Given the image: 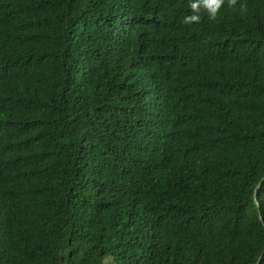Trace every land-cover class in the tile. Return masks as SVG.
<instances>
[{"label":"trees","instance_id":"16d2710c","mask_svg":"<svg viewBox=\"0 0 264 264\" xmlns=\"http://www.w3.org/2000/svg\"><path fill=\"white\" fill-rule=\"evenodd\" d=\"M0 264H264V0H0Z\"/></svg>","mask_w":264,"mask_h":264},{"label":"clouds","instance_id":"9594fccd","mask_svg":"<svg viewBox=\"0 0 264 264\" xmlns=\"http://www.w3.org/2000/svg\"><path fill=\"white\" fill-rule=\"evenodd\" d=\"M203 6L207 8L211 13H215L216 9L219 7V4L221 0H201ZM193 8H195L197 5L193 3L191 5ZM195 20L197 17L192 16V17H186V20Z\"/></svg>","mask_w":264,"mask_h":264},{"label":"water","instance_id":"95a60500","mask_svg":"<svg viewBox=\"0 0 264 264\" xmlns=\"http://www.w3.org/2000/svg\"><path fill=\"white\" fill-rule=\"evenodd\" d=\"M259 185H260V184H258V185L256 186V189L259 187ZM256 189H255V190H256ZM255 192H256V191H255ZM254 199H255V196H254ZM259 218H260L261 222L263 223L261 217H259Z\"/></svg>","mask_w":264,"mask_h":264}]
</instances>
